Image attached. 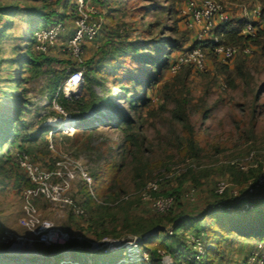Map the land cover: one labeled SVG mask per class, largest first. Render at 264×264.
Listing matches in <instances>:
<instances>
[{
	"label": "rangeland",
	"instance_id": "1",
	"mask_svg": "<svg viewBox=\"0 0 264 264\" xmlns=\"http://www.w3.org/2000/svg\"><path fill=\"white\" fill-rule=\"evenodd\" d=\"M186 1L135 0L130 4L128 0H97L100 12L95 17L100 19L102 30L96 40L85 44L81 58L83 61L94 58L96 67L106 65L108 73L96 75L93 93L84 87L85 82L76 90L74 100L86 98L88 102L95 104L82 117L65 110L67 117L72 118L67 122L66 115L60 114L51 103L48 91L51 73L55 68H61L67 73L82 71L81 64L77 63L75 57L69 56V53L65 54L62 47L56 52L57 57L50 56L47 62L41 64H30L26 54L35 24L32 20L44 17V27L47 21L49 25L55 24L61 12L62 1L0 0V109L6 106L14 112L24 106V118L29 120L30 127L38 126L34 130L35 138L41 132L40 129L45 128L44 138L31 143L34 147L30 153L37 163L53 168L57 161L71 157L85 166L93 177L106 163L115 160L123 143V136L115 127L118 115L129 109L123 91L114 82L120 60L113 63L106 55L111 53L118 57L122 51L131 53V46L141 39L156 40L162 44L161 51L156 53L158 57H162L163 49L168 48L174 39L183 48L191 45L193 34L186 30L183 21ZM227 1H234L230 3L233 10H241L245 4L250 8L258 6L254 0ZM158 6L166 9L164 15H161L159 9L156 10ZM170 10H174V14L170 15ZM39 14L42 15L38 16ZM160 19H163V28L154 25ZM175 19L178 20L177 30H174ZM65 23L67 29L72 24L70 19H66ZM60 39L54 44H58ZM103 48L105 51L101 52ZM254 55L250 58H254ZM209 61L208 71L191 69L188 84L178 94L189 100L185 121L173 118L172 110L177 104L172 101L168 103V111L159 112L164 102L163 84L178 74H184L185 70L178 74L165 71L162 82L151 89L148 96L152 105L140 107L135 115L136 118L141 115L144 119L140 123L141 138H144L143 141L140 140L142 147L135 150L136 157L131 159L125 170L122 186L115 191L116 196H98L94 190L95 183L90 187L82 180H77L72 184L68 196L73 198L76 206L84 209L83 214H75L74 206L63 202L37 201V218L41 222H49L53 230L67 235L68 240L50 246L42 244V247H48L43 254L48 255L33 257L28 262L23 261L24 263L12 257L11 259L7 255L10 253L0 254V264H83V261L76 258L65 261L63 256L67 253L88 255L91 258L89 262L96 264H156L146 257L133 262L128 255L123 260H116L120 251L116 252L115 248L130 236L139 233V230L150 229L158 222L160 216L154 214L150 204L154 200H160L161 195L168 196L164 193L166 187L175 189L174 194L178 197V201L174 200V204L177 203L176 211L183 212L186 216L197 215L201 210L198 205L203 208L208 203L220 201L222 195L216 194L220 182L229 184L227 199L245 197L250 183L264 175V61L259 60L252 68L251 81L239 80V85L234 90L224 88V80L216 75L214 64L211 59ZM146 69L147 73L137 75L140 80L155 76L158 71L152 66ZM124 73L136 75L131 69ZM259 90L261 92L255 98ZM156 111L159 114L151 117L150 112ZM60 117L64 119H58ZM1 118L5 123L0 125V144L7 152L8 144L5 141L8 130L4 131L3 128L8 123L13 125L14 119L10 120L8 116ZM77 119L80 120L79 127ZM46 121L51 126L46 127ZM61 121H66L68 125L57 130L64 131L51 134L52 126ZM186 121L193 126V133L188 135L183 131ZM193 136L197 138L196 142ZM46 139L49 145L50 142L53 143V151L47 148L48 143L43 141ZM191 140L194 141L192 149L189 147ZM201 147L204 149L201 150ZM183 148L187 149V154L181 152ZM6 158L7 155L0 153V249L11 247L8 250L15 251L21 242H42L41 236L37 234L39 226L28 228L22 223L27 217L23 201L25 173L20 165H14L12 161L7 163ZM150 181H157L162 187L151 197L142 191ZM234 189L238 192L237 196L233 193ZM257 191L259 194L264 192V186ZM104 200H107L109 206H98ZM232 210L235 212V209ZM239 210L244 212L243 208ZM247 220V217H243L238 222L243 224ZM207 221L210 225L214 223L213 217H209ZM165 222H168L166 218ZM169 229L167 224V230ZM190 236L189 233L186 234V239ZM230 237L234 239L233 243L229 241L224 244L223 257L217 264H264V244H259L264 242V237L247 238L234 233ZM256 245L258 250L253 251ZM23 246L15 252L26 249L31 255L38 252L34 244H27L29 247L21 249ZM206 247H214L213 241L208 239ZM189 249L194 251L192 245ZM141 250L144 252L142 245ZM111 253L112 258L109 257ZM192 255L193 252L189 253L188 258ZM165 256L173 260L170 255Z\"/></svg>",
	"mask_w": 264,
	"mask_h": 264
},
{
	"label": "trees",
	"instance_id": "2",
	"mask_svg": "<svg viewBox=\"0 0 264 264\" xmlns=\"http://www.w3.org/2000/svg\"><path fill=\"white\" fill-rule=\"evenodd\" d=\"M61 1L64 6L65 13L58 15L57 18L71 19V16L67 14V12H69L70 10L69 0ZM134 2L135 0H128V3L130 4ZM258 3L263 10L261 19H264V0H258ZM158 9L161 11V15H164V12H166V9L163 6H158L156 10ZM171 14H174V10H170V15ZM41 15L42 14H39L38 16ZM51 17L52 15L50 16V19ZM247 20L248 19L245 18L240 19L233 17L230 21L221 23L216 32L218 37L217 41L211 40L202 43H196L183 48L182 44H179L178 40L174 39L169 43L168 48L163 49L162 57L156 56V53L160 52L162 47V44L160 42H156V40L141 39L131 46L133 47L131 53L122 51L118 55V57H115L114 54L111 55V53H107L106 56H109L110 60L113 63H115L117 60H120V64L116 70L117 72H115L114 82L115 85L123 91V95L125 97L124 100L126 101L129 110L128 112H123L118 115L117 124L115 126L123 136V143L120 147L121 150L119 154L117 155L115 160L113 159L112 161L106 163L102 168H100L99 171H97L93 175L95 183L94 190L98 196L112 198L116 196L115 191H117V189L122 186V176L131 163V159H135V150L142 147V144H140V140H144V138H141L142 126L140 124L141 121H144V119L141 115L138 118H136L135 115L140 107H150L152 105V100L148 96L149 92L156 85L162 82L164 72L170 70L172 62L180 52L192 48L201 47L207 53L208 58L212 60L215 67L214 71L217 76H220V78L224 80V88L226 87L227 90L236 89L239 85V80L251 81L253 79L252 68L258 64L259 60L264 61V28L260 26L259 22H256V25L259 27L257 37L250 38L243 36L241 32L245 27ZM32 21H35V24H33L32 34L29 38V46H27L26 48V54L28 56V62L35 65L41 64L42 62L44 63L45 61L47 62L50 59V56L55 58L57 57V55L53 54L52 52L54 44L51 45L48 51L45 53L39 52L36 48V35L41 29L50 26L49 21L46 22L47 25L45 27L44 17L39 18L37 21ZM174 23V30H177L178 20L175 19ZM154 25L157 28H163V19L157 20ZM186 30H188L191 35L193 34L191 30L187 28ZM85 44L83 45V49ZM219 45L240 47L251 45L255 48V55L254 58H250L251 56L239 54L238 56H236V58H238L236 59L234 64H231L232 61L230 63H221L218 61L214 53L215 47ZM83 49L79 56H75L73 53L69 52L67 48H65V54L69 53V56L75 57L77 59V63L79 65L81 64L80 67L83 69L81 72L84 76L83 82H85L84 87H86L88 91L93 93L92 87L93 81L96 80V75H107L108 69L106 65H103L101 68L96 67L94 58L83 61V59L81 58ZM100 51L104 52L105 49L103 48ZM176 52L179 53L175 55ZM151 66L157 68V74L155 76H151L150 78H146L145 80H140L137 75L147 73L146 68ZM127 69H131V71L136 75L125 74L124 71H126ZM191 69H194L191 65L183 66L179 72H183L185 70L184 74L179 75L178 72V75L174 79L163 84L162 89L164 92V102L159 112L161 110L168 111V103L172 101L177 104V107L172 110L173 118L185 121L189 100L187 98L181 97L178 94L179 92H182L185 86L188 84ZM73 72L75 71L67 73L61 68H55V70H53V72L51 73L52 78L48 86V91L50 92L49 95H51V103L56 98L57 103L60 104L64 108V110L72 115L76 114L78 115V117H82L84 113L94 107L95 103L88 102L86 98L74 100L73 98L69 99L65 96L61 87ZM260 92L261 91L259 90V92L256 93L255 98L259 96ZM159 112H150V115L151 117H155L157 113L159 114ZM0 114L1 117L8 116L10 117V120L12 118L14 119L13 125L11 123H8L5 124L3 128L4 131L8 130V133H6L7 135L5 141V144H8L7 152L0 144V153L3 156L7 155V163H10L12 161L14 165H19L16 158V151L26 152L32 157L34 161H36L30 153L33 151L32 148L34 147L33 145H31V143H33L34 141L37 142L41 137H43L45 128L40 129L41 132L38 134L37 138H35L36 133L32 134L27 131L29 120L27 118H24V106L19 109H15L14 112H11L10 108L4 106L0 109ZM1 117L0 125L5 123V120H3V118ZM46 118L47 116L45 117V120ZM49 123L50 122L48 121V124ZM184 126V133H186L187 135L189 133H193V126L189 121H186ZM193 139L194 141L197 140V138H195L194 136ZM43 141H45V143H48V148V139ZM194 141H190L189 147L191 149L194 146ZM200 144L206 145L204 143ZM200 149L203 150L204 147H201ZM181 152L183 154H187V149L183 148ZM31 186L32 184L26 176V187ZM257 190H259V188H256L253 193H246L245 197L237 196L231 199H227V193L229 191H225L222 194L217 192L216 194L222 195L220 196L222 197L221 200L215 204L213 202L208 203L199 211V213H197V215L194 216H186L183 212L177 213V203H175L170 210L163 213L156 212L154 208L151 207L154 211V214L156 216H160V219L153 225L152 228H143L139 230V233L132 236H137L140 238L141 245L144 247V251L149 254L150 259H152L154 263H158L162 259L164 254H168L172 257L175 264H217L218 260H221L223 257L225 246L224 244L229 241L233 243L234 239L230 237L233 233L236 235L245 236L247 238L264 237V192L259 194L256 193ZM174 192L175 189L172 190L168 187H166L164 190V193L168 194L169 196H175ZM91 199L92 201H95L93 197H91ZM174 200L178 201V197L175 196ZM245 203L251 204V209H249L250 207L247 208L245 206ZM98 206L107 207L109 206V203L107 202V200H104L103 202L98 204ZM240 208H243L244 212H239ZM232 209H235V212H232ZM209 217H213L214 223H212L211 225L207 221ZM243 217H247L248 220L247 222L240 224L238 221ZM165 218L168 222H165ZM167 224L170 226L169 230H167ZM189 224H192V226H188ZM102 228H104V230H107L104 226H102ZM153 229L154 231L158 229V231H156L152 236L146 238V234L150 233ZM161 233L163 234L161 235ZM188 233L197 237H202V240H206V242L209 239L213 241L214 244V247L206 249L205 253L197 262H192L191 259H188L189 253L192 254L193 252L194 254V251L192 249H189L191 245L189 242V238L186 239V234ZM259 244L263 245L264 242H260ZM254 250H258V245L254 247L253 251ZM40 251L43 252V250ZM162 251L164 252V254L161 253ZM0 254L3 255L6 253ZM123 254L124 252L120 251L119 256L116 260H123V257H126V255ZM7 255L10 258L12 257L14 259L22 261V263L28 262L30 258H33V255L29 257H19L12 254ZM112 256L113 255L111 253L109 257L112 258ZM34 257L39 258L41 256L38 255ZM63 257H65L63 258L65 261H70L69 259L76 258L78 261H83V264H96L90 263L89 260L91 258L85 254L77 256L67 253V255H64ZM67 264L70 263L67 262Z\"/></svg>",
	"mask_w": 264,
	"mask_h": 264
},
{
	"label": "built area",
	"instance_id": "3",
	"mask_svg": "<svg viewBox=\"0 0 264 264\" xmlns=\"http://www.w3.org/2000/svg\"><path fill=\"white\" fill-rule=\"evenodd\" d=\"M69 5L70 10L67 14L71 16L74 34L69 39L66 48L75 56H79L82 52L83 45L96 40L102 30L100 19L95 17L99 14L100 8L97 0H69ZM60 10V14L65 13L63 5ZM183 12L185 27L193 33V42L191 45L211 40L217 41L218 37L216 32L219 25L233 18L231 11L219 0H187L186 8ZM254 14L257 18H261L263 14L262 7L256 6L254 8ZM65 20L66 19L57 18L55 24L38 31L36 35V48L39 52H47L49 47L61 38L67 29ZM258 31L259 27L256 25V21L248 19L241 34L246 37L255 38L257 37ZM254 52L255 48L251 45L244 47L219 45L214 49V53L221 63H230L239 54L252 56ZM209 60L207 53L201 47L192 48L180 52L176 56L172 62L170 72L172 74H177L185 65H191L195 70L200 72L208 71L210 69ZM83 81L84 76L81 71L73 72L63 86V93L65 96L69 99L76 97V90L81 87ZM68 90H71V94H69ZM52 104L60 114L66 115L64 108L57 103L56 98L53 100ZM67 116L68 115H66V117ZM58 119H62V117ZM67 119L72 118L67 117ZM45 125L51 126L48 122H46ZM79 125L80 120H78V127ZM57 131L64 130H57L55 126H52L50 133L54 134ZM49 148L52 151L54 150L52 142H50ZM16 158L32 184L31 187H26L23 191L24 211L27 217L22 220V223L28 228L39 226L40 228L37 234L41 236L40 242L44 244L61 243L63 240L64 242L67 241V235L60 234L58 231L52 229V225L49 222H41V220L37 218L36 202L39 200H47L53 203L63 202L66 205L74 206V213L81 215L84 213V209L81 206L75 205L73 198L68 196V192L71 190L72 184L77 180H82L92 187L94 184L92 175H90L85 166L71 157L57 161L51 169L34 161L26 152L16 151ZM255 181L250 183L246 188V193H253L256 188L264 186V175L262 174ZM228 188V183L220 182L217 187V192L222 194ZM161 189L162 187L157 181H150L144 186L142 191L144 194L148 193L151 197L154 192H159ZM233 193L235 196L238 194L235 189ZM193 197L192 193L191 198L193 199ZM150 205L156 212L163 213L174 206V198L169 195H161L160 200H154ZM245 206L250 207V204H245ZM190 235L189 242L193 246L194 254L188 259H191L192 262H197L205 253L207 242L206 240H202V237ZM115 249L116 252L123 251L131 260H134L133 262H137L139 259L142 260L145 257L150 259L147 252H142L141 240L137 236H130L127 240L116 246ZM161 253L164 254V252ZM165 255L166 254H164L162 259L156 264H175L169 256Z\"/></svg>",
	"mask_w": 264,
	"mask_h": 264
},
{
	"label": "crops",
	"instance_id": "4",
	"mask_svg": "<svg viewBox=\"0 0 264 264\" xmlns=\"http://www.w3.org/2000/svg\"><path fill=\"white\" fill-rule=\"evenodd\" d=\"M220 1H223L226 5H227V8L231 11L232 15L234 18H245V19H252V20H255L256 22H259L260 23V26L262 28H264V19H261V18H257L254 14V7L250 8V7H246V4L243 5L241 7V10H233L230 3H233L234 1H230L228 2L227 0H220ZM236 1V0H235ZM256 3H258V0H254ZM237 3V2H236ZM257 6V5H256ZM258 6H260V4L258 3ZM70 19V18H68ZM71 20V19H70ZM72 23V22H71ZM74 34V26L73 24H71V26L65 31V33L62 35V38L60 39V42H58V44H54V47H53V53L54 54H57L56 52H59V48L62 47V49L65 50V48L67 47V44H68V41L69 39L73 36ZM193 42V40H191V43ZM51 118V117H50ZM49 118V119H50ZM48 119V120H49ZM47 122V121H46ZM30 125L27 126V131L32 133V134H35L36 132L34 131L35 128H38V126H34L33 128H31ZM198 207L200 209H202V205H198Z\"/></svg>",
	"mask_w": 264,
	"mask_h": 264
},
{
	"label": "bare ground",
	"instance_id": "5",
	"mask_svg": "<svg viewBox=\"0 0 264 264\" xmlns=\"http://www.w3.org/2000/svg\"><path fill=\"white\" fill-rule=\"evenodd\" d=\"M68 92H69V94H71V90H68ZM67 122H70V121L67 119ZM67 122H66V121H61V122L55 123V127H56V129L66 127V126L68 125ZM29 244H34V243H29ZM23 245H25V246H23ZM34 245H35V244H34ZM21 246H23L21 249H24V248L27 246V244H22V243H21V244H19L18 248L21 247ZM35 247H37V246L35 245ZM18 248H16V249H18ZM37 248H38V247H37ZM16 249H15V251H16ZM5 251H6V252H4V249H0V253H10V254H12V255L19 256V257H29V256L37 255V254L40 253V249H39V248H38V252H36V253H32V255L29 254L28 249H26V250H22L21 252H20V251L15 252V251L6 250V249H5ZM41 252H42V251H41ZM43 252H45V251H43ZM43 252H42V253H43ZM28 254H29V255H28Z\"/></svg>",
	"mask_w": 264,
	"mask_h": 264
},
{
	"label": "water",
	"instance_id": "6",
	"mask_svg": "<svg viewBox=\"0 0 264 264\" xmlns=\"http://www.w3.org/2000/svg\"><path fill=\"white\" fill-rule=\"evenodd\" d=\"M156 231H158V229H156L155 231H152V232H150V233H148V234H146V238H148V237H150V236H152L153 234H155V232ZM22 244H29V243H26V242H21ZM21 243H19V244H21ZM35 244V243H34ZM42 244H44V243H41V244H35L40 250H46L48 247H42ZM45 246H50V245H52V244H44ZM12 247H14V246H12ZM11 247H4V248H1V249H6V250H8V249H10ZM52 253H56V252H52ZM57 253H59L60 254V252H57ZM7 254V253H6ZM45 256V255H48V254H37V255H33V257L34 256Z\"/></svg>",
	"mask_w": 264,
	"mask_h": 264
}]
</instances>
